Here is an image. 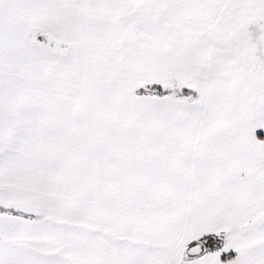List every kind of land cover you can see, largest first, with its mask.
Returning <instances> with one entry per match:
<instances>
[{
  "label": "snow or ice",
  "instance_id": "6c2138e0",
  "mask_svg": "<svg viewBox=\"0 0 264 264\" xmlns=\"http://www.w3.org/2000/svg\"><path fill=\"white\" fill-rule=\"evenodd\" d=\"M0 264H264V0H0Z\"/></svg>",
  "mask_w": 264,
  "mask_h": 264
}]
</instances>
